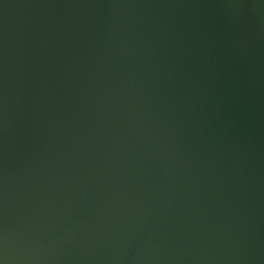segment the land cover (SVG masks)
Listing matches in <instances>:
<instances>
[{
    "label": "water",
    "instance_id": "water-1",
    "mask_svg": "<svg viewBox=\"0 0 264 264\" xmlns=\"http://www.w3.org/2000/svg\"><path fill=\"white\" fill-rule=\"evenodd\" d=\"M0 264H264V0H0Z\"/></svg>",
    "mask_w": 264,
    "mask_h": 264
}]
</instances>
